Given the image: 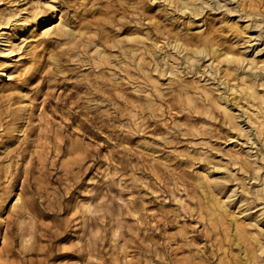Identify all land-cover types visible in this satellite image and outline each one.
I'll list each match as a JSON object with an SVG mask.
<instances>
[{
	"label": "rangeland",
	"instance_id": "obj_1",
	"mask_svg": "<svg viewBox=\"0 0 264 264\" xmlns=\"http://www.w3.org/2000/svg\"><path fill=\"white\" fill-rule=\"evenodd\" d=\"M262 60L264 0H0V264H264Z\"/></svg>",
	"mask_w": 264,
	"mask_h": 264
},
{
	"label": "bare ground",
	"instance_id": "obj_2",
	"mask_svg": "<svg viewBox=\"0 0 264 264\" xmlns=\"http://www.w3.org/2000/svg\"><path fill=\"white\" fill-rule=\"evenodd\" d=\"M190 1H191V0H190ZM192 2H193V1H192ZM192 2H191V3H192ZM193 3H194V2H193ZM192 5H193V4H192ZM190 6H191V5H190ZM52 7H53V6H52ZM185 7H186V6H185ZM191 7H192V6H191ZM50 8H51V6H50ZM50 8H49V9H50ZM52 10H53V12H47V14H46V15L44 16V18L42 19L43 22L48 23V25L45 26V27L42 29V33H40V34H42L43 36L48 37L47 35H50V34H52V33H53V34L56 33V35H57V32H58V34L60 33L61 36H63V37L66 36V37H67V35H70L71 30H70L69 28H67V26L64 24V22H63L64 20H62V19H63L62 17H59V18L56 19V14H55V12H54L55 9L52 8L51 11H52ZM54 19H55V20H54ZM53 20H54V21H53ZM52 21H53V22H52ZM41 24H42V23H41ZM37 26H38V25H37ZM28 27H29V26H28ZM40 27H41V25H40ZM27 29H28V28H27ZM68 29L70 30V32L68 31ZM19 30H20V29H18V31H19ZM37 31H38V30H37ZM37 31H36V33H37ZM22 32H23V31H22ZM15 33H16V32H15ZM32 33H33V32H32ZM36 33H35V34H36ZM17 34H18V32H17ZM3 35H4V34H3ZM15 36H16V35H15ZM58 36H59V35H58ZM23 37H24V36H23ZM27 37H28V36H27ZM8 38H9V37H8ZM11 38H12V37H11ZM25 38H26V37H25ZM60 38H61V37H60ZM15 39H16V38H15ZM22 39H23V38H22ZM30 40H31V39H30ZM30 40H29V41H30ZM23 41H24V40H22V41H20V42H23ZM175 41H176V40H175ZM1 42H2V41H1ZM178 42H179V41H178ZM3 43H4V42H3ZM12 43H13V42H12ZM14 43H15V42H14ZM14 43H13V44H14ZM174 43H175V42H174ZM182 43H183V42H182ZM175 44H176V43H175ZM179 44H180V43H179ZM15 45H17V44H15ZM173 45H174V44H173ZM183 45H184V44H183ZM7 46H8V45H7ZM10 46H11V45H10ZM176 46H177V45H176ZM178 46H179V45H178ZM180 46H181V45H180ZM184 46H185V45H184ZM15 47H16V46H15ZM19 47H20V45H19ZM186 47H187V46H186ZM13 48H14V47H13ZM13 48H12V49H13ZM20 48H22V47H20ZM179 48H180V47H178V50H179ZM195 48H198V47H195ZM199 48H201V47H199ZM199 48H198V49H199ZM206 48H207V47H206ZM16 49L18 50L19 48H16ZM182 49H183V47H182ZM176 50H177V49H176ZM178 50H177V52H178ZM180 50H181V49H180ZM207 50H208V49H207ZM15 51H16V50H15ZM15 51H14V52H15ZM186 51H187V49H186ZM190 51H192V50H190ZM12 52H13V50H12ZM184 52H185V49H184ZM203 52H204V51H201V50H200V51H199V50L197 51V53H199L200 55H201V53H203ZM215 52L217 53V51H215ZM215 52H214V53H215ZM187 53H188V52H187ZM187 53H186V54H187ZM189 53H190V52H189ZM189 53H188V54H189ZM191 53H192V52H191ZM223 53H224V52H223ZM223 53H222V54H223ZM226 53H227V52H226ZM232 53H233V52H232ZM180 54H181V52H180ZM186 54H185V55H186ZM218 54H219V53H218ZM227 54H228V53H227ZM227 54H226V56H227ZM208 55H210V54H208ZM228 55H230V54H228ZM234 55H237V53L235 54V52H234ZM234 55H233V56H234ZM242 55H243V54H242ZM190 56H191V55H190ZM202 56H203V55H202ZM222 56H223V55H222ZM237 56H241V55H237ZM191 57H192V56H191ZM195 57H196V56H195ZM215 57H218V58H219V56H216V54H215ZM220 57H221V56H220ZM242 57H243V56H242ZM244 57H245V56H244ZM183 58H184V57H183ZM186 58H187V57H186ZM196 58H198V57H196ZM233 58H234V57H233ZM233 58H232V60H234ZM169 59H170V58H169ZM198 59H199V58H198ZM211 59H213V58H211ZM164 60H165V59H164ZM173 60H174V59H173ZM183 60H184V59H183ZM246 60H247V59H246ZM254 60H255V58H254ZM256 60L258 61L257 58H256ZM184 61H185V60H184ZM198 61H199V60H198ZM216 61H220V58H219V60L217 59ZM235 61H236V60H235ZM244 61H245V59H244ZM238 62H239V61H238ZM241 62H242V60H241ZM195 63H196V62H195ZM219 63H222V62H219ZM239 63H240V62H239ZM251 63H252V62H251ZM251 63H250L249 65H251ZM262 63H264L263 60H262ZM173 64H174V63H173ZM234 64H235V62H234ZM236 64H238V63H236ZM242 64H243V63H242ZM253 64H254V62H253ZM257 64H258V63H257ZM260 64H261V63H260ZM190 65H192V64H190ZM195 65H196V64H195ZM217 66H218V65H217ZM239 66H240V65H239ZM241 66H243V65H241ZM251 66H252V65H251ZM256 68H257V67H256ZM168 69H170V68H168ZM175 71H176V70H175ZM167 72H168V71H167ZM172 72H173V71H172ZM175 73H176V72H175ZM9 74H10V73H9ZM173 74H174V73H173ZM7 76H8V80L12 79L10 75H7ZM248 79H250V78H248ZM244 81H245V80H244ZM246 84H247V83H246ZM243 85H244V84H243ZM243 85H242V86H243ZM245 86H246V85H245ZM248 86H249V85H248ZM263 86H264V84H263ZM247 89H248V88H247ZM254 90H255V89H254ZM239 91H240V90H239ZM242 91H243V90H242ZM247 94H248V93H247ZM262 96H263V95H262ZM246 97H248V96L246 95ZM249 97H250V96H249ZM258 98H259V97H258ZM258 98H257V99H258ZM257 99H256V100H257ZM261 101H262V100H261ZM219 102H220V100H219ZM262 102H263V101H262ZM223 104H224V103H223ZM225 105H227V104H225ZM254 106H255V105H254ZM227 108H228V107H227ZM230 109H232V108H230ZM235 114H236V113H235ZM226 115H227V117H229L231 120L233 119V116H232L230 113H228L227 111H226ZM237 116H239V115H237ZM263 116H264V115H263ZM259 119H260V118H259ZM226 121H227V120H226ZM239 122H240V120H239ZM262 122H263V121H262ZM16 123H17V122H16ZM256 123H257V122H256ZM17 124H18V123H17ZM17 124H16V125H17ZM260 124H261V123H260ZM260 124H259V125H260ZM22 125H23V124H22ZM241 125H242V124H241ZM259 125H258V127H259ZM14 126H15V125H14ZM250 126H251V125H250ZM256 127H257V126H256ZM258 127H257V128H258ZM242 128H243V127H242ZM13 129H14V128H13ZM236 129H237V128H236ZM236 129H234V130H236ZM255 129H256V128H255ZM15 130H16V129H15ZM246 130H248V129H246ZM256 130H257V129H256ZM237 131H238V129H237ZM244 131H245V130H244ZM244 131H243V132H244ZM249 131H250V129H249ZM259 131H260V130H259ZM261 131H264V129L261 130ZM16 132H17V131H16ZM243 132L241 131L242 134H244ZM246 132H247V131H246ZM17 133H18V132H17ZM242 134H241V135H242ZM248 134H249V133H248ZM250 136H251V135H250ZM246 137H247V136H246ZM257 137H258V136H257ZM249 138H251V137H249ZM253 139H254V138H253ZM263 139H264V138H263ZM249 140H251V139H249ZM263 148H264V147H263ZM263 148H262V149H263ZM263 151H264V149H263ZM263 153H264V152H263ZM263 155H264V154H263ZM246 156H247V155H246ZM247 159H248V157H247ZM202 174H203V173H202ZM206 175H207V174L204 175L205 178H206ZM210 175H211V174H210ZM208 176H209V175H208ZM199 177H200V176H199ZM200 178H201V177H200ZM209 178H210V177H209ZM211 179H212V178H211ZM211 179H210V180H211ZM200 180H201V179H200ZM214 180H216V179H214ZM209 184H210V183H209ZM202 185H203V184H202ZM206 185H207V184H206ZM212 185H213V184H212ZM210 186H211V185H210ZM202 187H203V186H202ZM206 187H207V186H206ZM206 187H205V188H206ZM212 187H213V186H212ZM212 187H211V188H212ZM218 188H219V187H218ZM212 189H214V187H213ZM215 189H216V187H215ZM215 189H214V190H215ZM207 190H208V189H207ZM233 190H234V189H233ZM230 191H231V190H230ZM209 192H210V191H209ZM216 192H217V191H216ZM216 192H215V193H216ZM233 192H234V191H233ZM225 193H226V192H225ZM211 194H212V193H211ZM217 194H218V193H217ZM228 195H229V194H228ZM219 196H221V195H219ZM225 196H226V195H225ZM17 197H18V196H17ZM17 197H16V198H17ZM215 197H216V196H215ZM14 198H15V197H14ZM220 198H221V197H220ZM221 199H222V198H221ZM16 200L19 201V199H16ZM16 200H15V201H16ZM222 200H223V199H222ZM213 203H214V202H213ZM228 203H229V202H228ZM14 204H15V203H14ZM219 205H220L221 207H224V206H226L227 204L225 205L224 202H223V203L220 202ZM229 205H230V204H229ZM229 205H228V206H229ZM211 210H212V209H211ZM215 210H216V209H215ZM217 210H218V209H217ZM217 210H216V211H217ZM212 211H213V210H212ZM221 213H222V212H221ZM229 213H230V212H229ZM238 213H239V212H238ZM238 213H237V214H238ZM213 214H214V213H213ZM217 215H218V214H217ZM232 219H233V217H232ZM236 221H237V220H236ZM234 223H235V222H234ZM258 223H259V222H258Z\"/></svg>",
	"mask_w": 264,
	"mask_h": 264
}]
</instances>
